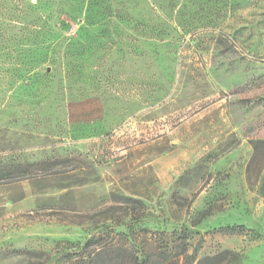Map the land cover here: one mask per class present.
Here are the masks:
<instances>
[{
	"label": "rangeland",
	"instance_id": "rangeland-1",
	"mask_svg": "<svg viewBox=\"0 0 264 264\" xmlns=\"http://www.w3.org/2000/svg\"><path fill=\"white\" fill-rule=\"evenodd\" d=\"M102 245L264 264V0H0V264Z\"/></svg>",
	"mask_w": 264,
	"mask_h": 264
},
{
	"label": "trees",
	"instance_id": "trees-1",
	"mask_svg": "<svg viewBox=\"0 0 264 264\" xmlns=\"http://www.w3.org/2000/svg\"><path fill=\"white\" fill-rule=\"evenodd\" d=\"M60 162V159L48 161L47 167H52L55 163ZM17 167L12 165L11 168ZM10 167L1 169V173L6 172ZM3 173L2 176H4ZM207 213H202V217ZM230 257L226 260V256ZM234 259L229 251H223L213 256L203 257L197 260L196 264H222L225 260L231 262ZM80 264H182L178 259L171 257L167 258L165 253L149 254L144 258H139L137 254L123 245H102L88 259H83Z\"/></svg>",
	"mask_w": 264,
	"mask_h": 264
}]
</instances>
